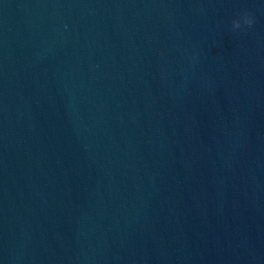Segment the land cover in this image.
<instances>
[{"label": "water", "instance_id": "obj_1", "mask_svg": "<svg viewBox=\"0 0 264 264\" xmlns=\"http://www.w3.org/2000/svg\"><path fill=\"white\" fill-rule=\"evenodd\" d=\"M0 264H264V0H0Z\"/></svg>", "mask_w": 264, "mask_h": 264}, {"label": "clouds", "instance_id": "obj_2", "mask_svg": "<svg viewBox=\"0 0 264 264\" xmlns=\"http://www.w3.org/2000/svg\"><path fill=\"white\" fill-rule=\"evenodd\" d=\"M253 24V16L246 10L241 11L235 18L230 22V28L232 31H244L251 27ZM196 58V54L193 53L192 59Z\"/></svg>", "mask_w": 264, "mask_h": 264}]
</instances>
